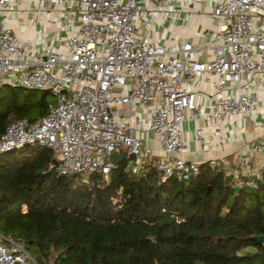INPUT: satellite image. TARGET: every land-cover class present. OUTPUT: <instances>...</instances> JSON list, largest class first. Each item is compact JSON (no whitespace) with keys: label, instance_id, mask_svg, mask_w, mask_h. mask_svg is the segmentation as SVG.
<instances>
[{"label":"built area","instance_id":"2783aa9c","mask_svg":"<svg viewBox=\"0 0 264 264\" xmlns=\"http://www.w3.org/2000/svg\"><path fill=\"white\" fill-rule=\"evenodd\" d=\"M179 1L189 0H41L38 7L29 4L30 10L41 17L55 8L68 36L44 42L39 30L32 42L19 43L1 18L16 14L23 1L0 0V86L55 98L44 117L5 127L0 156L38 144L52 152L55 163L49 168L60 176L107 178L115 166L110 156L125 151L127 169L135 173L152 162L162 181L196 175L200 164L183 157L181 124L250 123L256 105L251 88H264V0L212 3L219 23L208 44L164 47L142 35L158 16L171 19ZM195 138L202 139L200 128ZM251 149L264 153V131ZM247 160L238 157L241 176L233 182L255 190L264 166L259 179L246 178ZM210 165L229 176L227 160ZM0 264L36 263L21 244L0 235Z\"/></svg>","mask_w":264,"mask_h":264},{"label":"trees","instance_id":"16d2710c","mask_svg":"<svg viewBox=\"0 0 264 264\" xmlns=\"http://www.w3.org/2000/svg\"><path fill=\"white\" fill-rule=\"evenodd\" d=\"M2 87L0 134L47 114L49 92ZM53 160L38 144L0 156V235L42 264H264L252 239L264 237V179L235 191L204 163L162 181L152 162L135 173L127 159L107 178L59 177Z\"/></svg>","mask_w":264,"mask_h":264},{"label":"crops","instance_id":"0c3cea01","mask_svg":"<svg viewBox=\"0 0 264 264\" xmlns=\"http://www.w3.org/2000/svg\"><path fill=\"white\" fill-rule=\"evenodd\" d=\"M22 1L23 4L16 14L4 13L1 18L3 25L13 32L19 43L32 42L39 30L42 31L44 42L53 41L56 35L61 38L68 36L63 26V18L59 17L55 8H51L39 17L30 10L29 4L38 7L41 0ZM217 1L219 0L179 1L175 4L171 19L158 16L151 28L148 31L142 30L141 33L153 43L164 47L190 43L208 44L217 35L219 19L211 13L212 3ZM195 87L202 92V87L198 85ZM251 93L256 96V105L255 112L249 115L250 123L247 125L241 119L213 122L211 125L186 119L181 124L182 139L186 147L183 157L187 161L200 165L208 164L210 168L213 162L220 159L227 160L228 177L234 184V179L241 176L237 170V159L240 155H245L248 159L245 164V177L259 179L262 175L261 167L264 166V153L256 152L251 147L264 131V88L256 84L251 88ZM196 101L206 110L207 103L201 97H198ZM198 128L202 130L201 140L195 138V130ZM216 130L220 132L218 137L214 136ZM150 146L157 151L156 141L151 142Z\"/></svg>","mask_w":264,"mask_h":264},{"label":"water","instance_id":"95a60500","mask_svg":"<svg viewBox=\"0 0 264 264\" xmlns=\"http://www.w3.org/2000/svg\"><path fill=\"white\" fill-rule=\"evenodd\" d=\"M126 159V152L122 151L120 154H112L110 156V162L113 165H118L120 162L124 161ZM53 163H55V161L53 160ZM60 177V175H58ZM235 191H239L240 188L238 187H234ZM253 241H255L258 244H264V237L262 236H254L252 237Z\"/></svg>","mask_w":264,"mask_h":264},{"label":"rangeland","instance_id":"374dc122","mask_svg":"<svg viewBox=\"0 0 264 264\" xmlns=\"http://www.w3.org/2000/svg\"><path fill=\"white\" fill-rule=\"evenodd\" d=\"M2 86H0V95H2V94H5V93H7L9 90H8V88H6V87H2ZM48 102L49 103H52V104H55V98L51 95V96H49L48 97ZM31 256H34V258L40 263V264H42L43 263V259L42 258H39V257H36L35 255H32V254H30ZM34 262H36V261H34ZM37 263V262H36Z\"/></svg>","mask_w":264,"mask_h":264}]
</instances>
